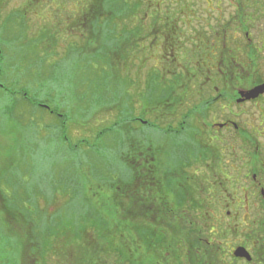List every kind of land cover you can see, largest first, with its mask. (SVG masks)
<instances>
[{
    "label": "rangeland",
    "instance_id": "1",
    "mask_svg": "<svg viewBox=\"0 0 264 264\" xmlns=\"http://www.w3.org/2000/svg\"><path fill=\"white\" fill-rule=\"evenodd\" d=\"M240 1L244 0H0V210L6 206L10 211L0 221L6 232L11 226L14 233L29 238L37 234L41 240L32 247L43 251L38 263L28 257L22 262L18 254L15 260L9 251L8 264L101 262L97 253L104 240L91 235L97 230L90 220L98 216L93 207L115 225L117 215L111 210L117 207L108 196L117 185L131 183L130 159L122 156L134 150V143L144 151L161 147V152L184 159L181 169L193 180L209 183L213 172L226 186L231 184L229 171L235 172L231 162L235 168L241 166L243 139L250 141L243 149L246 157H264V95L239 106L234 101L230 117L237 129L217 130L215 135L201 136L195 122L180 134H165L158 124L153 128L132 119L146 120L152 100L171 97L173 102L191 94L184 110H199L204 124L216 114L218 122L229 117L231 91L219 83L214 85L219 90L210 94L223 93L225 99L196 108L194 83L189 85L188 77L167 74L157 79L163 77V68H175L181 75L219 67L231 71V65L221 62L223 43L242 56L234 71L247 74L254 68L259 73L238 87L264 82V49H258L262 51L256 59L246 47L245 32L236 19ZM255 1L264 11V0ZM151 25L156 29L153 38L147 36ZM257 26L248 32L256 40L252 47H259L264 25ZM161 34L167 35L165 46ZM172 43L180 51L167 65L161 58ZM183 81L187 86H180ZM174 82L175 93L164 96L162 88ZM190 112L189 123L195 110ZM178 119L169 117L173 126ZM231 146L236 156L231 157ZM221 198L226 196L217 200ZM119 235L129 232L120 225Z\"/></svg>",
    "mask_w": 264,
    "mask_h": 264
},
{
    "label": "flooded vegetation",
    "instance_id": "2",
    "mask_svg": "<svg viewBox=\"0 0 264 264\" xmlns=\"http://www.w3.org/2000/svg\"><path fill=\"white\" fill-rule=\"evenodd\" d=\"M3 3H5V0ZM235 8L239 11L236 13L239 28L245 32L244 35L248 42L246 47L252 52V56L257 59L262 51L258 52V49H264V26L258 34L260 35V42L258 40L259 47H252L253 45L251 44L256 40L252 39L248 32L254 26L257 28L258 24L264 25V11L260 1H240L238 5H235ZM155 31L156 29L153 25L149 26L147 36L153 38L156 35ZM135 36L137 37V33ZM162 36L164 41H160V43L165 46L168 41L167 35L164 34ZM217 44L218 42L214 46ZM179 51V45L172 43L166 49L161 62H166L169 65L172 59L175 61V53ZM235 53L232 48H226L225 43L222 44L219 51V55L222 57L221 62L224 61L229 64V68H231V65V71L199 70L191 74L190 72L182 71L183 74L181 75L175 71V68L173 70L163 68L161 73L163 77H157V79H164L168 77L166 76L167 74L177 75L182 80H184V76L188 77L189 85L194 83V87L191 86V92L195 93L193 95H195L194 98L197 101L195 104L196 108H200L202 104L211 106L213 103L225 99L223 93L211 96V92L219 90L214 85L217 84L218 86L219 83L222 88L230 90L232 93L230 92L228 100L229 117H226L222 122L216 121L218 115L216 114L215 120H209L204 124L198 115L199 110L193 108L188 110L189 112L195 110L193 120L189 123L187 116L191 112L184 110L186 109L184 103L186 102L187 104L188 101H191L192 94L189 99L177 98L173 102L172 100L174 99H171V97L162 101L152 100L148 106L151 107L145 113L147 116L146 120L142 116L133 120L141 124L146 121L150 127L158 124L164 128L165 134L169 131L180 134L184 128L190 127L194 122L200 124V127H197V132L201 136H204L206 132L215 135L218 133L217 130L230 132L232 128L237 129L231 119L233 117L231 107H233L234 101L239 106L241 103L246 104L258 100L264 95L263 91L255 99L238 102L241 97L239 91L251 90L264 84V82L257 81L249 88L238 87V85H245L250 76L259 75V73L251 71L252 73L248 72L246 74L244 71H234L233 65L236 63V59L242 58L241 55H235ZM243 56L248 59L247 54ZM159 59L157 58V60ZM252 78L254 79L253 76ZM192 80L195 81L192 82ZM235 82L237 83L236 85ZM174 85L175 82L172 83V87ZM180 86H187L186 81L181 82ZM172 87L162 88L164 96L169 93L171 95L175 93ZM179 89L184 90L182 87H179ZM204 89L207 92H203ZM234 93L235 95H233ZM172 105L175 106L173 110L170 109ZM171 115H177L180 118L178 119V125H171L172 121H169ZM200 128H206V130H200ZM243 143L245 144L243 149L246 150V147L250 146V141L243 139ZM201 147H204V143L200 144ZM133 148L134 150L131 153L124 152L122 156L123 159L128 157L130 159L131 183L130 185L120 184L114 187L111 192L115 193L108 196L110 201L116 203L117 201L119 203L129 201L137 223L138 221L150 223L155 233L162 236V238H179L178 246L176 247L150 250L151 252H159L162 258H156L154 261L150 256L151 262L149 264H264L263 156L258 157L254 161L250 157H246V152L242 149L239 159L241 166L235 168L236 164L231 162L230 166L234 168L235 172L229 171L228 175L231 184L226 186L221 176L213 172L208 175L209 183H204L198 179L193 180L185 176L181 169L182 160L184 159L175 157L174 154L169 152H161V147H159L160 149L155 147L154 150L149 148L148 151H144L134 143ZM234 151L235 148L233 146L231 157L236 156ZM170 158H173L175 162L171 163ZM176 160H180L179 163ZM175 166H179L178 169ZM194 169L198 168L195 167ZM192 193L195 198H193ZM222 194L226 196V199L221 198L222 201H218L217 197L219 198ZM140 252L141 249L137 248L136 264L142 263L143 259ZM149 254L151 253L149 252Z\"/></svg>",
    "mask_w": 264,
    "mask_h": 264
},
{
    "label": "trees",
    "instance_id": "3",
    "mask_svg": "<svg viewBox=\"0 0 264 264\" xmlns=\"http://www.w3.org/2000/svg\"><path fill=\"white\" fill-rule=\"evenodd\" d=\"M108 2L112 3L113 0H107ZM123 4H126L125 2ZM126 6V5H124ZM136 7H139V3L136 5ZM218 64V63H217ZM237 64V60H236ZM239 69L242 70V68L239 66ZM202 70V69H199ZM220 70V67H219ZM249 71L254 72V68L248 69ZM237 71V70H236ZM172 87V84L170 85ZM134 119V118H132ZM1 177V176H0ZM112 190V189H111ZM1 198V195H0ZM4 201V200H2ZM117 211L112 210L111 212H114L117 215V219L115 218L114 222L110 221L109 218L106 216H103L101 212L99 211L98 208L95 209V213L98 215L95 218L90 219L89 216L87 218L86 215H84V218L90 219L93 226L97 229L95 233L91 234L96 238V240H101L103 239V244L100 245V254L98 256L101 257V262L100 260H95L90 258L91 261L85 262V264H106L103 263L102 257L106 256L107 262L109 261V264H136V249L140 248L141 252L140 255L142 257V263L141 264H149L151 262L150 256L154 261L156 258H159L160 256L159 252H151L152 250H156L158 248H169L173 246H178V241H175L174 238L171 239H165L162 236H159L158 234L155 233L153 230V226L150 223L147 222H136L133 220L134 214H133V209L131 207L130 202H121L119 203L117 201L114 202ZM100 207V206H98ZM89 212L91 209H88ZM7 211V212H6ZM8 214L10 216V211L8 212V207H3V209L0 210V220L3 215ZM27 212V216H28ZM19 217V216H17ZM83 219H81V222H83ZM29 219V217H28ZM134 221V223H133ZM12 224H14L12 222ZM120 225L123 227L124 231L129 232L128 236L125 235H119L118 236V228ZM22 229H24V225L21 224ZM6 229L12 230L11 232H6L4 227L1 225L0 221V264H8V259L6 257L7 255L13 253V259L20 258L23 262V259L26 260V258H34L36 263H38L39 256L41 257V254H43V251L40 247L34 245V241L36 239L41 240L40 237H38L37 234L33 236V238L26 237L25 234L23 235L22 232L20 233H14L13 232V227L9 226ZM87 229H85L86 231ZM5 231V232H4ZM111 233V235H106V233ZM108 233V234H109ZM12 234V235H11ZM60 236H64L63 233H58ZM53 236L54 240L59 239V236ZM80 234H77V236ZM115 236L117 239H114ZM14 243V244H13ZM3 245V246H2ZM90 245V244H89ZM27 247H31L28 254H27ZM151 250V251H150ZM10 251V252H9ZM149 252L151 254H149ZM3 253V254H2ZM18 254V257L16 258V255ZM105 256H102L104 255ZM66 255V254H65ZM84 261H81L80 264H83Z\"/></svg>",
    "mask_w": 264,
    "mask_h": 264
},
{
    "label": "water",
    "instance_id": "4",
    "mask_svg": "<svg viewBox=\"0 0 264 264\" xmlns=\"http://www.w3.org/2000/svg\"><path fill=\"white\" fill-rule=\"evenodd\" d=\"M264 91V84L259 85L254 87L251 90L248 91H244V90H240L239 93L241 95L240 99L238 100V102L240 101H244V100H250V99H255L257 98L262 92Z\"/></svg>",
    "mask_w": 264,
    "mask_h": 264
}]
</instances>
